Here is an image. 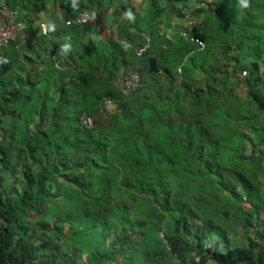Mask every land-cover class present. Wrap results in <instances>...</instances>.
I'll list each match as a JSON object with an SVG mask.
<instances>
[{"label": "trees", "instance_id": "obj_1", "mask_svg": "<svg viewBox=\"0 0 264 264\" xmlns=\"http://www.w3.org/2000/svg\"><path fill=\"white\" fill-rule=\"evenodd\" d=\"M219 1L196 12L203 51L164 40L154 19L150 33L122 25L127 61L129 50L66 25L103 13L104 0H68L63 28L0 49V264H264V35L209 34ZM224 1L223 20L238 22L239 0ZM250 2L244 12L264 30V0ZM184 9L169 11L184 20ZM120 69L140 72L127 97ZM105 98L118 101L114 114H100Z\"/></svg>", "mask_w": 264, "mask_h": 264}, {"label": "crops", "instance_id": "obj_2", "mask_svg": "<svg viewBox=\"0 0 264 264\" xmlns=\"http://www.w3.org/2000/svg\"><path fill=\"white\" fill-rule=\"evenodd\" d=\"M67 3L68 0H48L46 1L45 7L41 11H35L36 7H39L41 5V2L38 3L36 2V0H8L10 8L17 10L19 18L25 20L26 22L24 24L23 31L18 36L17 40L22 39L27 41L26 38L29 37L31 41H35L37 37L46 35L41 29V24L43 23L50 26L54 25L53 32L63 28L64 21L68 14ZM103 4V13L96 14L95 20L91 19V15L93 12H88L87 10H85L90 14V19L82 26H85L89 29V39H92L95 44H98L99 42L104 43V45L110 44L111 48L115 49L117 52L125 50L133 52L134 42H128L125 39L126 37L124 36V34H121L120 31L124 23H135L138 26L139 23H141V26L145 27L148 24L150 25L151 22L155 19V24L153 25L152 29H160L163 33L162 35L164 37V40L167 38L172 41V44H176L174 36L181 35L184 31V20L178 19L171 13L172 7L174 6L178 7L179 9L187 10L184 9V6H186L188 8L190 7L189 11H191L194 10L195 1L190 0L185 2L183 0H104ZM226 5L227 3H225L224 0H220L218 4H216L214 12L206 21V26H208V30L210 32L209 34H213L214 36L220 35L221 33H223V35L228 34L223 29H234L236 30V32H241L242 34H244L246 33L244 29L249 27L250 30H252L251 28H253L255 31H258L260 34L264 35L263 28L259 25H256V27H254L255 22L249 21V16L246 15L244 10L241 9L240 6L239 7L243 12L240 13V19L238 20V22L233 23L232 21L229 22L223 20V16L226 15L225 12L228 9ZM129 9L132 10L135 16L134 22L129 21L124 15V13ZM194 15H196V13H194ZM199 28L200 26L196 30H198ZM133 29L134 28H132L131 31L134 34L139 35V32H136ZM147 29L145 27V31L143 32L150 33L151 30H149V26L147 27ZM199 34H201V37L205 36L203 32H200ZM171 37L173 38L171 39ZM64 41L70 42L71 38L68 37ZM257 44L262 45V42H257ZM156 45L157 47H159L161 43L157 41ZM222 45V43H216V47H214V50L216 52L221 51ZM135 51H137V53L139 54L141 48L137 47ZM151 58L156 57H150L149 60ZM133 60H136V57H134ZM132 70L136 69H131L130 71ZM121 72H123L122 69L119 70L118 75Z\"/></svg>", "mask_w": 264, "mask_h": 264}, {"label": "built area", "instance_id": "obj_3", "mask_svg": "<svg viewBox=\"0 0 264 264\" xmlns=\"http://www.w3.org/2000/svg\"><path fill=\"white\" fill-rule=\"evenodd\" d=\"M214 4V0H201L195 1L194 10L189 11L184 19V31L182 32V37L185 38L188 42L194 44L197 48V51H203L206 48V43L203 39L194 35V31L201 25L205 19V14H196L199 10L205 9L208 10L210 6ZM90 19V14L88 12H82L76 15L72 20L67 21L66 25H83ZM25 20L19 18L18 11L11 9L8 0H0V49L8 47L11 42L15 41L18 36L21 34V29H23ZM50 25L45 23L41 24V29L44 34L53 32V30H46L50 28ZM181 64L178 67V72H182ZM140 72L131 71V72H121L116 77L114 84L121 91L123 96L127 97L132 92H135L140 88ZM119 108V103L116 100L111 98H105L100 103V114L106 116L114 114ZM81 123L92 129L94 125V119L89 117L86 114L81 116Z\"/></svg>", "mask_w": 264, "mask_h": 264}, {"label": "clouds", "instance_id": "obj_4", "mask_svg": "<svg viewBox=\"0 0 264 264\" xmlns=\"http://www.w3.org/2000/svg\"><path fill=\"white\" fill-rule=\"evenodd\" d=\"M239 6L241 7V9L247 10V9L251 8V2H250V0H239ZM124 15L129 21H131V22L135 21V16H134L131 9H129L127 12H125ZM91 19H93V20L96 19L95 12L92 13ZM46 30H53L54 31V25L51 26L50 28H47ZM193 33L194 34L196 33V35L201 37V35L196 30ZM70 51H71V43H65L64 45H62V47H61V53L62 54H68ZM3 63H7V60H4Z\"/></svg>", "mask_w": 264, "mask_h": 264}, {"label": "rangeland", "instance_id": "obj_5", "mask_svg": "<svg viewBox=\"0 0 264 264\" xmlns=\"http://www.w3.org/2000/svg\"><path fill=\"white\" fill-rule=\"evenodd\" d=\"M22 31H23V29H21V33H22ZM220 35H223V33H221ZM172 38V37H171ZM263 41H264V37H263ZM97 45H100V46H103V48L104 47H106L107 49H110V47H111V45L110 44H107V45H104V43H101V44H97ZM257 49H260L261 51H264V43H262V45H260V46H257L256 47ZM254 52H257L258 53V51H254ZM173 56H175L174 54H172ZM261 58H260V60H259V65L261 66V68H263V71H264V52H261ZM134 57H136L135 56V52L133 51V52H129V54H128V58H127V61H133V58ZM259 57V56H258ZM257 57V58H258ZM257 58H252L251 57V60H250V62H249V64H252V63H254L253 62V60H257ZM106 68H104L103 70L105 71V72H107L108 73V70H105ZM104 75V74H103ZM147 74H145L144 76H146ZM261 194H264V188L261 190V192H260ZM234 239L236 240L237 239V237L235 236L234 237Z\"/></svg>", "mask_w": 264, "mask_h": 264}, {"label": "water", "instance_id": "obj_6", "mask_svg": "<svg viewBox=\"0 0 264 264\" xmlns=\"http://www.w3.org/2000/svg\"><path fill=\"white\" fill-rule=\"evenodd\" d=\"M148 63H149V69H150V71L152 73H155V74L160 73V70H159L158 65H157L158 63H157V59L156 58H151Z\"/></svg>", "mask_w": 264, "mask_h": 264}]
</instances>
